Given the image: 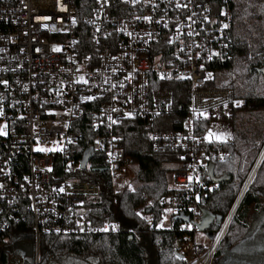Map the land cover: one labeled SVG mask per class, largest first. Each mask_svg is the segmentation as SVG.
<instances>
[{"label": "built area", "instance_id": "2783aa9c", "mask_svg": "<svg viewBox=\"0 0 264 264\" xmlns=\"http://www.w3.org/2000/svg\"><path fill=\"white\" fill-rule=\"evenodd\" d=\"M231 19L228 8L218 11L211 0H0V237L31 224L34 264H41L43 235L121 232L120 223L92 225L78 213L99 186L76 175L82 157L76 159L74 146L91 139L117 189H133L136 170L115 128L136 118L154 149L179 156L167 165L157 226L175 228L187 264H215L217 246L264 157L263 149L206 246L197 232L205 196L219 184L209 167L226 159L219 147L229 141L209 132L231 134L232 116L246 103L233 90L208 84L211 66L229 50ZM171 81L187 84V110L178 128L161 129L173 108V91L165 86ZM164 217L168 227L161 226Z\"/></svg>", "mask_w": 264, "mask_h": 264}, {"label": "trees", "instance_id": "16d2710c", "mask_svg": "<svg viewBox=\"0 0 264 264\" xmlns=\"http://www.w3.org/2000/svg\"><path fill=\"white\" fill-rule=\"evenodd\" d=\"M211 2L218 11L228 8L232 19L229 50L225 58L211 66L213 75L208 84L231 89L246 100L232 116L231 138L219 147L226 152V159L214 161L216 177L227 174L230 180L219 183L205 196L208 210L227 217L264 149V73L260 72L264 66V0ZM84 14L80 9L79 15ZM165 86L173 91V108L163 117L164 125H158V121L156 124L161 129H176L187 110L189 88L182 81ZM115 133L120 137L124 156L136 170L133 189H116L111 170L95 171L108 165L105 156L95 154L91 167L79 169L76 175L98 185L99 194L78 213L92 225L120 223L122 231L43 235L41 264H187L176 247L175 228L157 226L162 217L160 200L168 191L167 165L178 161V153L169 148L154 149L141 119L123 120ZM91 145L92 140L83 137L74 146L76 159ZM263 206L264 157L217 246L215 264H264V213L257 218L259 221H251V209ZM129 228L141 233L131 238ZM218 230L214 225V235ZM35 255L31 224L17 225L0 237V264H34Z\"/></svg>", "mask_w": 264, "mask_h": 264}, {"label": "water", "instance_id": "95a60500", "mask_svg": "<svg viewBox=\"0 0 264 264\" xmlns=\"http://www.w3.org/2000/svg\"><path fill=\"white\" fill-rule=\"evenodd\" d=\"M260 72L264 73V66L260 69ZM94 157V151L92 147L87 148L84 151V154L82 156L81 160V168L86 169L88 164L91 162L92 158ZM215 164L211 163L209 167V175L211 179L216 182V183H222V182H227L230 180V177L227 174L222 175L221 177H216L215 175ZM95 171H106L109 170L108 167H98L94 168ZM151 209H148V212H150ZM179 219H183L184 221H188V217L180 215L178 217ZM214 220H216V223L220 225L222 223L223 217L220 215H215L212 211L208 210L207 208L203 210V219L202 223L199 226L200 231H205L208 233V237L213 240L214 235L212 233H209L208 231L210 230L212 223H214ZM132 238V236H131ZM50 264H57L55 262H52Z\"/></svg>", "mask_w": 264, "mask_h": 264}, {"label": "rangeland", "instance_id": "374dc122", "mask_svg": "<svg viewBox=\"0 0 264 264\" xmlns=\"http://www.w3.org/2000/svg\"><path fill=\"white\" fill-rule=\"evenodd\" d=\"M228 138L230 139L231 138V134L228 136ZM115 182H114V186H115V188L117 189L118 188V179H115L114 180ZM264 207V206H263ZM264 208H262V209H258V210H254V209H251V214H254V217H253V219H251V221L252 220H254V222H256V221H259V219L257 220V218H259L260 217V215L262 214V213H264V210H263ZM254 210V211H253ZM148 218H149V216H147ZM168 219L167 218H162V222H161V226H164V227H168ZM197 238H198V240L199 241H201V242H203L206 246H209L210 245V243H211V239L208 237V233L207 232H205V231H198L197 232Z\"/></svg>", "mask_w": 264, "mask_h": 264}, {"label": "snow or ice", "instance_id": "6c2138e0", "mask_svg": "<svg viewBox=\"0 0 264 264\" xmlns=\"http://www.w3.org/2000/svg\"><path fill=\"white\" fill-rule=\"evenodd\" d=\"M225 27H227V25H225ZM54 50H57V51H59V48H56V49H54ZM211 76V74H209V77ZM237 104H239L240 103V101H237L236 102ZM204 115H206V113H203ZM228 135H230V134H227V133H212L211 131L209 132V136L211 137V138H214V139H216V140H226L227 138H228ZM194 138V137H193ZM195 139V138H194ZM41 151H43L44 149H40ZM189 179H191V177H189ZM168 211H170V209L168 210ZM159 226V225H158Z\"/></svg>", "mask_w": 264, "mask_h": 264}, {"label": "flooded vegetation", "instance_id": "af4514ba", "mask_svg": "<svg viewBox=\"0 0 264 264\" xmlns=\"http://www.w3.org/2000/svg\"><path fill=\"white\" fill-rule=\"evenodd\" d=\"M251 184V183H250ZM250 186V185H249ZM249 188V187H248ZM248 190V189H247ZM246 190V191H247ZM216 215V214H215ZM221 216V215H220ZM223 217V216H222ZM226 217H223V220H222V223H223V221H224V219H225ZM221 223V224H222ZM221 224L220 225H218L217 223H216V220H214V223H212V226H211V228H210V230L208 231L209 233H212L213 235H214V232L212 231V229H213V227H214V225H217L218 227H220L221 226Z\"/></svg>", "mask_w": 264, "mask_h": 264}]
</instances>
